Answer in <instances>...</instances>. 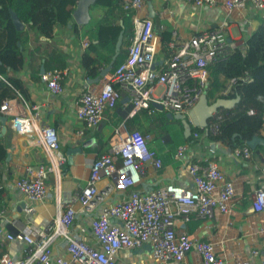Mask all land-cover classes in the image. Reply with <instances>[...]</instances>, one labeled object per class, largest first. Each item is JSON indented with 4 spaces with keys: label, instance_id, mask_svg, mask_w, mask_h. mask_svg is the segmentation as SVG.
<instances>
[{
    "label": "built area",
    "instance_id": "2783aa9c",
    "mask_svg": "<svg viewBox=\"0 0 264 264\" xmlns=\"http://www.w3.org/2000/svg\"><path fill=\"white\" fill-rule=\"evenodd\" d=\"M197 7H214L219 0H184ZM229 13L245 10L250 5L264 16V0H224ZM146 0H122L120 9L132 13L133 35L125 60L101 83L87 84L76 93L74 118L80 123L76 136L83 137L100 124L109 103L121 92L129 98L130 109L120 115L117 134L122 137L116 154L103 152L90 165L87 185L75 192L70 200L62 198L61 174L66 164L61 143L55 128L40 121V107L32 104L20 91L16 97L0 104V114L6 118L7 131L18 136L33 137V145L41 147L46 160L27 166L16 180L15 187L21 197L35 205L50 199L55 201L57 213L44 229L32 221L16 235L7 234L10 241L19 239L28 244L26 254L14 259L9 254L0 257V264H118L122 250H138L145 244L152 248L151 258L157 264H191L194 251L200 264H229L215 245L206 239L193 238L182 224L192 221H211L220 214H228L238 195L234 180L226 179L218 160H207L189 153L201 135L182 128L170 131L182 143L176 148L175 161L189 154L187 168L189 185L172 183L146 193L134 188L141 184L149 167L156 171L164 162L153 134L143 135L123 126L140 111L162 113L171 120L188 117L199 104L209 80V66L226 58L236 49L245 47V38H233L225 26L206 29L184 38L174 33L164 42L155 33L154 22L136 15ZM166 47L169 56L165 67L158 69L157 55ZM65 72L52 70L41 75L52 95L62 94ZM1 78V76H0ZM235 80L223 92L227 96ZM243 82L246 79L242 80ZM223 119V111L216 112L208 124V132L216 133ZM231 155L249 160L252 149L248 144L231 151ZM53 178L55 186L49 187ZM0 184V193L2 192ZM117 196L111 203L107 201ZM98 208L90 227L92 239L74 229L78 209ZM255 212L264 211V183L252 194ZM96 209V208H95ZM2 233V230H0ZM62 241L66 255L55 253L54 244ZM236 264H264V247L250 249L248 256Z\"/></svg>",
    "mask_w": 264,
    "mask_h": 264
},
{
    "label": "crops",
    "instance_id": "0c3cea01",
    "mask_svg": "<svg viewBox=\"0 0 264 264\" xmlns=\"http://www.w3.org/2000/svg\"><path fill=\"white\" fill-rule=\"evenodd\" d=\"M222 2L224 0H219V3L214 7H197L184 0H146L145 7L136 15L152 19L155 33L162 40L164 39L163 34H167L165 42L170 40L174 33L188 38L199 31L222 25L227 28L231 37L246 38L260 26L264 16L256 12L250 5L245 10L229 13L225 10ZM76 8L77 5L73 11L72 23L69 28L57 27L53 41V44L60 48L67 62V66L60 70L64 71L66 76L63 81L64 91L62 94L52 95L40 79L36 81L32 77V72L29 69L15 74L16 77L25 81L24 88L29 95V101L40 107L41 123L43 121L45 124L52 125L58 133L61 149L66 157V164L62 167L61 174V190L64 200H70L75 192L82 190L87 185L90 178V165L99 154L110 151L116 154L117 145L122 137V133L117 134L121 122L119 117L130 109L128 96L121 92L109 103L101 124L94 131L83 137L76 136L80 123L74 118L75 96L80 90H85L89 84V79L83 69L82 56L86 48L89 47V43L97 41L98 35V28L95 26L90 28V25L94 17L116 22V20L108 19V8L96 5L91 9L89 24L81 26L74 18ZM74 25H76L77 34L73 33ZM125 41L124 50L127 51L130 38H126ZM164 45L157 55L158 69L165 67L169 56ZM29 61L27 58V62ZM107 76H100L98 83H94V85L101 83ZM161 113L160 109L154 114L140 111L123 125L129 130L143 135L153 134L156 136L154 132H149L151 129L164 133V138L156 136L155 142L161 153L164 168L161 171H156L152 166L148 168L141 184L134 188V191L141 194L168 183L180 186L189 185L187 175L190 162L189 154L185 155L181 161H175L171 146L174 141L179 145L182 143L181 139L170 133V131L173 132V128L181 127L160 122ZM167 117L169 121H173L168 115ZM1 130L0 124V133ZM4 138L8 158L7 164L2 170L3 189L0 193V230H2L0 252L4 251V254H9L18 260L26 254L28 244L19 239L10 241L6 238L7 234L16 235L25 230L30 221L37 228L44 229L56 216L57 206L53 199L38 205L29 203L20 196L15 187L16 180L27 166H35L46 160L43 149L34 146L33 137L31 139L30 136L21 137L7 131ZM100 144H104V146L101 147ZM212 145L215 146L214 151L211 149ZM249 146L252 149V156L249 160L232 156L227 147L211 144L202 136L193 143L189 150V153L192 152L207 160H218L225 178L234 180L238 195L231 204L228 214H220L211 221L197 220L188 224H182L179 219L177 226L179 229L185 228L195 239L211 241L217 252L223 254L229 264H236L243 260L252 248L264 247V211L257 213L252 207V194L259 185L264 183V131L257 135L249 143ZM69 156L72 157V164L67 159ZM48 184L52 189L55 186L54 179L51 178ZM116 197V195L111 197L107 202H113ZM86 209L84 205L79 207L74 229L90 243L92 239L90 224L97 215L98 208L94 207L88 211ZM62 247V241L55 242V253L66 255V251ZM151 251L152 248L149 244H145L138 250H122L117 262L118 264H157L151 258ZM191 257V264H200L198 255L194 251Z\"/></svg>",
    "mask_w": 264,
    "mask_h": 264
},
{
    "label": "trees",
    "instance_id": "16d2710c",
    "mask_svg": "<svg viewBox=\"0 0 264 264\" xmlns=\"http://www.w3.org/2000/svg\"><path fill=\"white\" fill-rule=\"evenodd\" d=\"M77 1L0 0V104L5 99L15 98L16 91L29 98L24 88L25 81L15 74L29 69L32 77L38 81L41 80L42 66L46 72L63 70L67 66L64 54L53 41L57 27L68 29L71 25ZM121 1L98 0L97 5L108 8V19L116 22L93 18L90 28L93 26L98 28L97 41H91L82 56L83 69L89 80L99 79L103 68L111 64L121 34L123 45L113 71L125 60L127 55V51L124 50L125 39L133 35V24L132 13L120 9ZM12 12L25 25L26 30L16 29ZM73 30V33L77 34L76 25L73 26ZM166 37L167 34H163V41L167 39ZM208 72L207 96L210 102L237 97L240 101L232 109L223 110V119L216 133L208 132L206 135L200 128H192V131L199 132L211 144L223 145L233 151L244 144H249L264 131V18L256 31L245 38L243 49H236L226 58L210 65ZM243 79L246 81L243 82ZM232 80L235 81L230 92L224 96L223 92L228 89ZM159 121L185 128L182 120L169 121L164 113H161ZM149 132H154L157 137L164 136L160 130L151 129ZM99 146L103 147L104 144ZM171 146L174 158L179 143L174 141ZM7 158L5 138L0 137L1 185L2 170L7 164ZM3 255L4 251H1L0 257Z\"/></svg>",
    "mask_w": 264,
    "mask_h": 264
},
{
    "label": "water",
    "instance_id": "95a60500",
    "mask_svg": "<svg viewBox=\"0 0 264 264\" xmlns=\"http://www.w3.org/2000/svg\"><path fill=\"white\" fill-rule=\"evenodd\" d=\"M97 4H98V0H78L77 8L74 13L75 21L81 26L88 25L91 19V9L95 7ZM12 20L18 31H23L25 29V25L19 20L17 15L13 12H12ZM122 45H123V34H121L118 38V42L116 44V52L112 58L111 64L101 72L100 74L101 77L107 76L113 70L114 63L121 53ZM45 72L46 70L44 66H42L40 74L42 75ZM98 81L99 79H95V80H89L88 82L94 84V83H98ZM207 91H208V85L205 88V93L202 96L199 104L194 108V110L190 113V115L188 117L181 116L180 118V120H182L184 123L185 130H187L188 132H191L192 128H200L207 135L208 124L211 118L213 117V115L219 110L232 109L240 101V98L237 97L234 99L221 98L215 102H210L207 96ZM157 107L160 110H162L161 106H157ZM0 124L2 127L0 137H5V135L7 134L6 118L3 117L1 114H0ZM211 149L214 151L215 146L212 145ZM67 159L70 164L73 163L71 156H69Z\"/></svg>",
    "mask_w": 264,
    "mask_h": 264
},
{
    "label": "clouds",
    "instance_id": "9594fccd",
    "mask_svg": "<svg viewBox=\"0 0 264 264\" xmlns=\"http://www.w3.org/2000/svg\"><path fill=\"white\" fill-rule=\"evenodd\" d=\"M223 111V110H222ZM249 145V144H248Z\"/></svg>",
    "mask_w": 264,
    "mask_h": 264
},
{
    "label": "bare ground",
    "instance_id": "6f19581e",
    "mask_svg": "<svg viewBox=\"0 0 264 264\" xmlns=\"http://www.w3.org/2000/svg\"><path fill=\"white\" fill-rule=\"evenodd\" d=\"M131 41V40H130Z\"/></svg>",
    "mask_w": 264,
    "mask_h": 264
}]
</instances>
